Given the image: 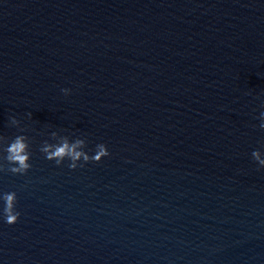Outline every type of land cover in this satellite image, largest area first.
Listing matches in <instances>:
<instances>
[{"label": "water", "instance_id": "1", "mask_svg": "<svg viewBox=\"0 0 264 264\" xmlns=\"http://www.w3.org/2000/svg\"><path fill=\"white\" fill-rule=\"evenodd\" d=\"M65 138L110 155L57 167ZM254 152L264 0H0V264H264Z\"/></svg>", "mask_w": 264, "mask_h": 264}, {"label": "clouds", "instance_id": "2", "mask_svg": "<svg viewBox=\"0 0 264 264\" xmlns=\"http://www.w3.org/2000/svg\"><path fill=\"white\" fill-rule=\"evenodd\" d=\"M65 96L70 95V89L61 90ZM15 122V121H13ZM84 140L69 142L67 138L58 144H45L39 149L44 154V158L53 161L57 167L63 166L67 162L70 169L75 170L85 164L99 163L103 158L108 157L110 152L104 143L96 144L92 152H86ZM6 160L12 165L10 171L14 174L27 175L32 168V156L29 145L24 136H17L6 147ZM253 156L264 165V160L260 159L259 152H254ZM3 216L5 223L13 225L18 222L20 212L17 210V195L15 191L6 192L3 196Z\"/></svg>", "mask_w": 264, "mask_h": 264}]
</instances>
